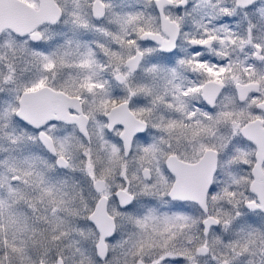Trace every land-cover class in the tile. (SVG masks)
I'll list each match as a JSON object with an SVG mask.
<instances>
[{"label":"snow or ice","instance_id":"6c2138e0","mask_svg":"<svg viewBox=\"0 0 264 264\" xmlns=\"http://www.w3.org/2000/svg\"><path fill=\"white\" fill-rule=\"evenodd\" d=\"M0 264H264V0H0Z\"/></svg>","mask_w":264,"mask_h":264}]
</instances>
